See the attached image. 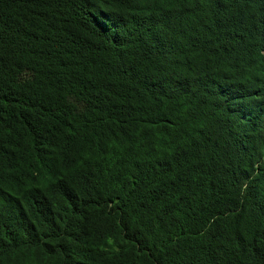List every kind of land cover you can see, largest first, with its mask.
I'll return each instance as SVG.
<instances>
[{"label":"trees","instance_id":"1","mask_svg":"<svg viewBox=\"0 0 264 264\" xmlns=\"http://www.w3.org/2000/svg\"><path fill=\"white\" fill-rule=\"evenodd\" d=\"M0 264H264V0H0Z\"/></svg>","mask_w":264,"mask_h":264}]
</instances>
